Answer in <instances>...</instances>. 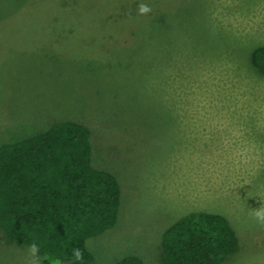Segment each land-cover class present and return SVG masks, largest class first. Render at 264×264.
<instances>
[{
  "label": "rangeland",
  "instance_id": "obj_1",
  "mask_svg": "<svg viewBox=\"0 0 264 264\" xmlns=\"http://www.w3.org/2000/svg\"><path fill=\"white\" fill-rule=\"evenodd\" d=\"M126 1L79 0L86 16L66 18L62 0H0V145L60 122L89 128L93 166L121 189L117 224L87 242L98 264H163L164 233L195 212L236 231L223 264H264L251 212L264 204V76L251 65L264 0H150L169 12L99 32L105 7ZM202 114L238 121L203 126ZM28 248L0 228V264H27Z\"/></svg>",
  "mask_w": 264,
  "mask_h": 264
},
{
  "label": "trees",
  "instance_id": "obj_2",
  "mask_svg": "<svg viewBox=\"0 0 264 264\" xmlns=\"http://www.w3.org/2000/svg\"><path fill=\"white\" fill-rule=\"evenodd\" d=\"M152 8L138 15V5ZM62 0L66 18L86 16L79 0ZM169 12L150 0H129L110 5L99 14L104 35L122 32L132 21H154ZM92 18V17H88ZM63 23H68L62 20ZM145 22V21H144ZM108 24V25H107ZM107 25V27H106ZM62 26L59 34H69ZM251 65L264 76V47L256 48ZM121 208L116 177L92 163L91 131L79 122L66 121L47 131L0 145V228L12 244L36 243L41 264H98L87 242L112 229ZM163 264H223L239 250L236 231L225 217L195 212L180 219L163 235ZM83 250L80 262L72 250ZM116 264H144L126 257Z\"/></svg>",
  "mask_w": 264,
  "mask_h": 264
},
{
  "label": "clouds",
  "instance_id": "obj_3",
  "mask_svg": "<svg viewBox=\"0 0 264 264\" xmlns=\"http://www.w3.org/2000/svg\"><path fill=\"white\" fill-rule=\"evenodd\" d=\"M152 12V8L144 3L138 5V15H148ZM264 200V197H261ZM253 218L258 224L264 226V204L261 205L259 209L251 210ZM28 252V261L27 264H40L39 257V247L36 243H32L31 246L27 249ZM73 259L76 262H80L84 258L83 250L78 248H73L72 250ZM55 264H61V261L57 260Z\"/></svg>",
  "mask_w": 264,
  "mask_h": 264
},
{
  "label": "crops",
  "instance_id": "obj_4",
  "mask_svg": "<svg viewBox=\"0 0 264 264\" xmlns=\"http://www.w3.org/2000/svg\"><path fill=\"white\" fill-rule=\"evenodd\" d=\"M200 117H203L200 120H203L205 122L203 126L214 125L219 128L222 127L224 129L230 127L227 122L238 121V118L236 115H229V114H202L200 115ZM209 122H214V123H209ZM238 126H241V125L239 124L233 125V127H238Z\"/></svg>",
  "mask_w": 264,
  "mask_h": 264
}]
</instances>
